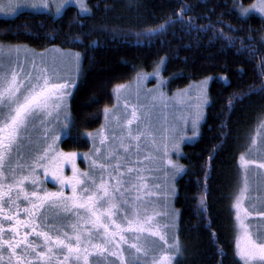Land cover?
<instances>
[{
  "label": "snow or ice",
  "instance_id": "obj_1",
  "mask_svg": "<svg viewBox=\"0 0 264 264\" xmlns=\"http://www.w3.org/2000/svg\"><path fill=\"white\" fill-rule=\"evenodd\" d=\"M70 5L78 7L79 15L91 14L85 0H0V13L13 14L21 8H32L55 18L62 16L65 7ZM193 10L192 5H182L163 23L136 32L137 40L151 41L153 36L165 34L176 24L182 25V30L189 35L193 31H212L217 40L233 47L241 39L233 33L242 32V28L231 24L225 25L227 31L217 28V24L224 23L221 20L215 24L211 21L207 25L198 24L197 17L188 15ZM251 10L264 16V0H257L248 7L234 3L231 11L237 12L239 19ZM245 39L248 43L241 40V48L256 55V50L250 47L253 38ZM260 43L264 45V38ZM47 51L45 49L44 53ZM21 53L25 54L23 64L19 60ZM44 53L38 54L23 46L0 45V264H107L109 257L113 258L111 264H144L150 251L147 236L159 237L168 245L157 223L160 214H149L151 201L146 202L141 196V192L156 195L149 192L148 178L143 174L152 171L144 165L155 157H142L141 148L145 141L156 146L157 134L163 139L168 131L153 127L151 121L152 109L168 108L169 98L161 91L151 97L148 105L132 104L125 95L128 86L115 85L116 102L103 108L105 124L95 135L84 133L92 140L93 149L91 155L84 154L85 159H90L89 169L81 170L76 163L79 154L65 152L57 144L65 134L70 135L75 123L69 89L76 80L63 76L60 62L56 58L48 60ZM64 55L74 57L78 76L79 54ZM160 63H164L163 58ZM260 63V82L248 85L247 91L241 88L232 93L228 101L230 108L253 95L260 94L264 99V56ZM159 67L157 65L153 73L157 77ZM145 78L138 73L137 83ZM208 79L197 85L194 111L189 114L193 136L209 103ZM159 82L162 86L165 84L162 77ZM186 97L187 93L180 90L174 99L183 104ZM92 102H96L95 97ZM178 119L188 122L183 114ZM226 129L227 125L222 124V135H226ZM174 147L178 152L179 145ZM164 148L160 162L170 170L171 180L175 181L184 172V166L167 158V144ZM253 152L256 155L250 156ZM240 161L243 175L233 203L237 229L234 255L238 258L237 264H264V120L251 135ZM65 165L70 166L71 176L64 174ZM253 166L256 172L250 176ZM41 170L45 177L50 175L60 185L59 190L42 187ZM207 176L206 173V181ZM65 187H70L71 192L66 193ZM175 194V183H172L166 195ZM208 212L207 199L202 195L198 214L201 222L208 219ZM164 215L178 213L171 209ZM167 227L164 226L165 230ZM172 239L168 251L151 264H174V258L184 254L186 249L178 237ZM221 255H226L222 249ZM175 264H180L179 259Z\"/></svg>",
  "mask_w": 264,
  "mask_h": 264
},
{
  "label": "trees",
  "instance_id": "obj_2",
  "mask_svg": "<svg viewBox=\"0 0 264 264\" xmlns=\"http://www.w3.org/2000/svg\"><path fill=\"white\" fill-rule=\"evenodd\" d=\"M240 1L246 6L255 0ZM237 2L88 0L90 15H79V10L70 6L55 18L29 11L0 18L1 42L24 44L40 52L56 47L81 54V77L70 100L75 123L61 142L63 151H89L91 144L84 133L94 132L103 124V108L114 103V86L131 81L140 71H152L161 58L166 60L163 76L170 93L212 78L205 119L195 141L182 147L184 172L175 184L173 206L178 212V235L186 249L180 264L238 261L234 255L237 234L233 203L242 180L240 154L264 120V99L253 95L231 108L228 101L232 93L241 88L247 91L248 85L260 82L264 19L255 14L238 19V13L231 11ZM184 4L193 6L188 15L197 17L196 23L221 20L224 23L217 28L227 31V24L242 28V32L233 33L241 39L233 47L217 40L212 31L189 35L176 24L151 41L137 40L136 32L163 23ZM249 36L256 55L241 48V40L248 43L245 38ZM93 97L96 102H92ZM222 124L227 125L226 135L221 134ZM202 195L209 205L208 219L203 222L198 215ZM221 249L226 255H221Z\"/></svg>",
  "mask_w": 264,
  "mask_h": 264
},
{
  "label": "rangeland",
  "instance_id": "obj_3",
  "mask_svg": "<svg viewBox=\"0 0 264 264\" xmlns=\"http://www.w3.org/2000/svg\"><path fill=\"white\" fill-rule=\"evenodd\" d=\"M237 1H238L237 5L241 3L240 0H237ZM256 2H257V0H255L253 3H256ZM85 3L87 4L88 0H85ZM70 6H73V7L78 9V7L76 5H70ZM70 6H66L65 9L67 7H70ZM248 6L249 5H246L245 7H248ZM64 10H63V12H64ZM23 11L36 12V13H47V12H37L35 9H32V8H21L13 14L0 13V17L13 18L18 13L23 12ZM253 14L258 15L264 19V16H262L257 10H251L250 13L246 17L253 15ZM0 45L23 46V47H27L29 49H32V48H30L24 44L11 43V42H6V41L5 42L0 41ZM51 49L52 48L48 49L49 51H47L46 53H44V51L40 52V51H36L34 49H32V50H34L38 54L44 53L48 60H51L52 58H56L57 61L60 62V67L62 70L61 74L63 76H65L66 78H70V79L75 78V80H76L75 85L71 86L69 89V91L71 92V96H72L75 88L77 87V85L79 83L80 77H81V69H82L81 68V65H82L81 54L79 52H76V51L63 50L60 48H56L58 50L55 52L51 51ZM64 53L79 54V56H80V70H79L78 76L76 75L75 65L73 63L74 57L73 56H66V55H64ZM36 59H37V61H39V55L36 57ZM19 60H20V63H22V64L25 62V54L24 53L20 54ZM165 61L166 60L164 59L163 64H161L160 62L157 63V65H160L159 77H162L165 81V84L163 86L159 82V77L153 75V73L157 69V65L150 72H144V71L138 72V73H141V74L146 76V78L143 79L142 81H140L139 84L137 83V74L138 73L136 74V76L131 81L124 83V85L128 86V90L125 93V95L127 96L129 102L132 104H136L139 102V103L148 105V104H150L151 97L154 95H157L161 91L169 98V107L168 108H161L158 106L155 109H152V121H151L153 127L157 128V129H165L166 128V129H168V131L166 133H164L163 139L161 138V135L159 133L157 134V137H156L157 145L156 146H153L150 143V141H145L144 145H142V148H141V156L142 157L144 155H152L153 157H155L154 160H152L150 162H146L144 165L145 168L152 169V171L151 172H145L143 174L148 178L149 192L156 194L155 196H148V195H145L143 192H141V196L146 202L151 201V204L149 205V214H152L153 212L160 214L159 217H157V223L161 226V230L164 231V234H165L166 238L168 239V245H165L163 241H160L159 237L147 236L146 239L148 240L150 251H149L147 260L144 261V264H151L153 259H158L160 256H162L164 254L165 251H168L169 247L171 246V244L173 242V239H172L173 237H178V239L180 241V238L178 235V233H179L178 232V215L165 216L164 213L170 212L171 209H175L173 206V200H174L175 196L166 195V194H167L168 188L171 186V184L172 183L176 184L177 179L183 173L180 176H177L175 181L171 180L170 170H167L164 167V165L160 162L161 159L164 158V151H165L164 145L167 144V153H168L167 158H171L175 162L181 164L180 158L182 155V147L186 143H192L198 137V135L200 133V127H201V125L205 119L206 108L209 105V103H208L205 106L204 118L199 123L197 134L195 136H193L189 114L191 111H194L193 106L196 103L197 85L200 82L191 84L189 87L182 89L185 93H187V97L185 98V101L183 104L179 103L174 98L176 96H178V93L180 90H177L173 93H170L168 91V80L165 79L163 76V69H164ZM211 80H212V78L208 79V84H207L208 97H209L208 89H209V85H210ZM137 93H139V96H137ZM188 97H190V99H188ZM70 100H71V97H70ZM70 100H69V103H70ZM115 102H116V100H115V96H114V103ZM209 102H210V99H209ZM120 107H121V109L123 108V98L121 99ZM181 114L185 115V117H188L187 123H185V121H183V120L178 119V117ZM174 117H176V119H174ZM103 124H105V118H104ZM100 128L98 130H100ZM98 130L91 132V133H93L95 135V133ZM68 136H69V134H65L61 140L57 141L58 147L60 149H62L61 148V142ZM85 137L90 141L91 146H90L89 151L77 152L79 155L77 157L76 163H77V166L81 170H88L89 169L90 159H85L84 154L88 153L91 155V150L93 149L92 140L89 137H87L86 135H85ZM97 144H98V139H97ZM175 144L179 145V151L178 152H177V149L174 147ZM65 152H67V151H65ZM255 155L256 154L254 152L250 154V156H255ZM239 166H240V169H241L242 175H243V168L241 166V161H239ZM63 172L65 175H68V176L72 175L71 168L68 165L64 166ZM255 172H256V169H255V166H253L250 169V173H249L250 176H253ZM41 180L43 181L42 187L46 190L57 191L60 188V185L58 183L54 182L50 175L48 177H45L42 174V170H41ZM52 185H54L55 188H52ZM64 190L66 193L71 192L70 187H65ZM175 190H176V186H175ZM133 195H135V193H133ZM249 219H252V222L256 223V221L253 218H249ZM118 222H119V218H118ZM164 226H168L167 230H165ZM236 234H237V229H236ZM179 258L180 257L174 258V264H175V260L179 259ZM112 259L113 258L109 257L107 264H111ZM142 260H143V257H142Z\"/></svg>",
  "mask_w": 264,
  "mask_h": 264
},
{
  "label": "flooded vegetation",
  "instance_id": "obj_4",
  "mask_svg": "<svg viewBox=\"0 0 264 264\" xmlns=\"http://www.w3.org/2000/svg\"><path fill=\"white\" fill-rule=\"evenodd\" d=\"M0 18H4V17H0ZM52 188H55V186H54V185H52Z\"/></svg>",
  "mask_w": 264,
  "mask_h": 264
}]
</instances>
